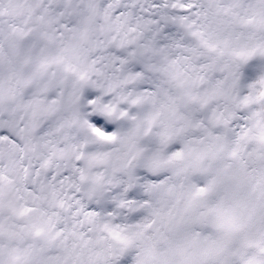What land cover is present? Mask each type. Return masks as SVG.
Masks as SVG:
<instances>
[{
    "label": "snow or ice",
    "instance_id": "obj_1",
    "mask_svg": "<svg viewBox=\"0 0 264 264\" xmlns=\"http://www.w3.org/2000/svg\"><path fill=\"white\" fill-rule=\"evenodd\" d=\"M0 264H264V0H0Z\"/></svg>",
    "mask_w": 264,
    "mask_h": 264
}]
</instances>
